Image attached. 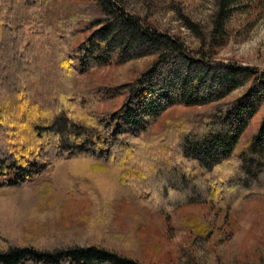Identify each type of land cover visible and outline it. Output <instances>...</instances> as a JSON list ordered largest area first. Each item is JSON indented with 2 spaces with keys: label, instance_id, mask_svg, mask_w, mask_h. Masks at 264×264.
I'll return each instance as SVG.
<instances>
[{
  "label": "trees",
  "instance_id": "obj_1",
  "mask_svg": "<svg viewBox=\"0 0 264 264\" xmlns=\"http://www.w3.org/2000/svg\"><path fill=\"white\" fill-rule=\"evenodd\" d=\"M235 3L218 1L211 33L198 36L201 47L190 51L177 36L129 14L121 0H0V187L12 189L47 174L59 198L79 204L87 221L93 220L85 234L52 249L42 247L41 236L16 246L0 229V264H142L100 240L88 242L102 238L96 225L111 218L110 202L122 197L155 203L172 194L174 211L204 205L237 225L245 196L256 190L264 195V184H258L264 175V117L234 154L264 102V72L213 59L214 49L225 43ZM186 26L199 35L195 24ZM126 55L153 61L120 90L117 110H100L99 98L113 99L114 93L101 92L89 76L123 64ZM178 61L187 74L177 78ZM208 72L214 75L207 85ZM247 82L243 97L224 102ZM173 106L193 114L166 118L160 131H148ZM86 163H93L92 172L115 176L113 198L101 186L102 205L77 181ZM178 218L177 225L195 238L213 233L193 213Z\"/></svg>",
  "mask_w": 264,
  "mask_h": 264
},
{
  "label": "rangeland",
  "instance_id": "obj_2",
  "mask_svg": "<svg viewBox=\"0 0 264 264\" xmlns=\"http://www.w3.org/2000/svg\"><path fill=\"white\" fill-rule=\"evenodd\" d=\"M218 1L121 0L129 14L148 20L161 32L177 36L190 51L201 47L198 36L202 34L208 37L211 33ZM234 6L235 11L226 25L225 43L214 49L213 59L219 63L237 64L264 72V0H236ZM18 13L23 14V11L19 9ZM188 21L197 26L199 35L186 26ZM128 55L124 57L127 61L123 64L100 68L89 76L101 92L107 89L114 93L113 99L105 95L99 98L102 102L100 110H117L123 101V96L118 95L120 90L153 61L152 56L128 60ZM173 64V71L180 70L177 78L186 76L187 71L181 62ZM167 69L169 67H163L161 74H166ZM213 75L212 72L205 73L204 83L208 85ZM220 75L216 73V76ZM156 80L158 83L161 81L158 78ZM171 83L175 84L176 78L173 77ZM250 86V82L245 83L227 96L224 102L230 103L243 97ZM192 114L191 110L181 106L170 107L150 122L148 131H160L164 128L166 118ZM263 117L264 102L239 138L234 154H238L255 136ZM92 164L83 165L77 181L82 180V192L89 191L102 205L106 202L102 189L113 198L116 179L110 172H92ZM2 178L0 186L4 182ZM258 184H264V175L258 176ZM52 185L48 175L44 174L12 189L0 187V229L11 238L12 244L28 245L41 236L38 242L42 247L52 249L56 245L63 246L65 241H71L73 237L82 236L93 226V220L87 221L79 204L60 199L61 191ZM76 186L78 189L79 183ZM258 191L245 196L244 209L238 215L236 226L221 212L204 205L180 206L174 211L172 202L176 199L171 197L172 194L165 195L164 200L156 197L155 203L136 202L122 197L110 202L111 218L107 222L100 219V224L96 225L102 238H89L88 242L91 244L100 240L107 247L113 246L120 254L142 264H264V195L257 196L261 193ZM51 193V199L57 198L56 202H51ZM186 213L204 219L210 224L213 233L206 239L188 234L177 225L178 217ZM114 240H118L116 245L113 244Z\"/></svg>",
  "mask_w": 264,
  "mask_h": 264
}]
</instances>
